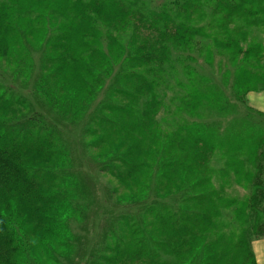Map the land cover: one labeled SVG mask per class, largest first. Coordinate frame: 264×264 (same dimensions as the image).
Wrapping results in <instances>:
<instances>
[{
    "label": "rangeland",
    "instance_id": "obj_1",
    "mask_svg": "<svg viewBox=\"0 0 264 264\" xmlns=\"http://www.w3.org/2000/svg\"><path fill=\"white\" fill-rule=\"evenodd\" d=\"M216 1L18 0L13 3V0H0V15L16 16L15 23L19 29V33L8 35L1 33L4 30L1 31L0 28V82L14 87L27 101L29 111L26 116L35 117L33 111L48 116L49 120L54 122L58 132L56 137L59 138L56 167L54 157L50 159L51 163H44V159L36 158L35 155L25 156V161L36 167L56 168L61 177L64 199L69 203L66 213L57 218L59 224L67 227V230L63 231L65 238L62 246L56 243V246L49 247L50 257L42 246L43 240L50 237L49 230L39 229L34 235L30 234V221H26V218L22 220L25 222L23 226L26 232L19 231L18 235L24 242L26 264L101 263L102 258L108 254V248L114 243L113 234L121 235L118 234L119 220L114 212L119 208L134 209L131 210L134 219H139L141 215L145 220L151 210L147 211L146 205L151 203L153 198L159 201L164 199L170 203V210L176 216H179L180 210L186 211V207H200L203 211L212 208L208 202L209 197H206L200 206L198 203L185 206L179 203V196L183 192L173 197V194L162 193L163 190L156 186L152 190L144 191L146 205L141 203L143 210L140 211L139 201H135L139 198H133V187L128 188L126 192L122 191L117 179L101 171L104 163L102 155L117 146L118 137L105 125L94 127L95 130H102L96 137H91L89 141L85 137L86 131L100 115L101 110L112 101L121 100L119 96L114 98L113 91L121 85L120 77L125 70V60L129 52L127 48L130 42L133 44L137 38L133 29H141L142 38L146 34L154 35L153 29L146 24L152 23L158 15L172 18L181 32L189 27H201L207 35L201 44L196 45L193 42L189 47L174 44L176 48H173L168 61L163 63L160 71H156L155 91L159 107L155 120L159 123L161 131L173 134L188 126L189 135L199 129L209 131V146H212L210 142L213 139L217 140V145L210 151L212 157L208 164L202 167L210 182L195 184L200 167L189 163L188 168L191 170L187 169L182 173L188 174L180 176V184L177 187L185 189L194 184L196 193L210 190L211 187L215 190L211 203H214L215 209L218 208V214L213 217L215 225L209 228L208 235L213 237L206 239V243L210 244L215 238V241L220 239L216 246L222 243L221 246L226 245L225 248L234 247L241 241L247 244V253L240 246L234 248V261L228 259V253H224L221 259L209 260L208 264H248L246 258H249L248 253L252 256L250 250L253 249L255 239H264H258L256 231V226L264 220V178H258V172L254 175L252 164L235 165V161L232 162L230 157L234 154L233 151L242 148L252 153L256 135H264V114L254 109L249 102L251 93L264 91V22L254 23L252 20L235 18L231 20L225 10L229 9L222 5L217 7ZM100 3H114L117 11L107 18L102 8L95 7ZM2 4L4 5L1 6ZM7 5H10L8 8H14L4 7ZM239 11H236L235 17L240 15ZM52 13L56 14V20L49 16ZM42 14L47 15L49 39L62 30L72 32V35L71 32L69 34V41L65 43L66 46L55 49L58 56L54 57L55 60L49 67L53 80L46 73L48 49L41 43L47 34L44 31L45 26L39 30L25 29L29 26H41V20H37L36 25L31 20ZM85 18L89 19V27L94 23V27L103 35L104 42L100 50L106 58L110 48L106 35L116 37L123 51H128L120 63H108L106 59L100 63L97 57L87 52H84L85 59H81V50L74 44L83 46L85 43ZM229 20L230 23L227 22ZM21 39L30 55L16 50L15 58H12L7 50L15 47L16 42ZM54 43L57 45L59 41ZM116 47L119 49L118 45ZM86 71H91L89 80L93 74L99 79L90 95H87L79 77L84 76ZM248 73L256 77L248 78L250 84L245 83ZM91 83L88 82V85ZM112 118H116V114H113ZM108 120L112 121L111 118ZM30 123L33 122L30 120ZM213 136L215 138H212ZM145 137L154 144L150 135ZM98 138L99 144L92 145L94 149H91L89 143ZM33 139L36 140L35 137ZM143 147L141 144L131 153L136 155L143 151ZM182 148L188 151L189 145ZM174 151L173 149L167 152V156H174ZM249 159H252L251 156ZM128 160L133 161L134 156ZM160 171L161 168L155 169L152 176L158 183ZM248 172L253 173V176L247 175ZM173 184V181L164 182L165 188ZM51 185L53 184H47L46 187ZM123 185L129 187L131 179H126ZM148 201L150 202L147 203ZM91 205L98 208L93 214L89 212ZM150 207L157 208V211L159 209V206L154 204L148 209ZM146 222L150 230L156 233V237L166 232L163 225L153 221L152 217ZM206 257L207 254L203 251L197 255L188 254L190 260H187V264H203ZM249 264H253V258L249 260Z\"/></svg>",
    "mask_w": 264,
    "mask_h": 264
},
{
    "label": "trees",
    "instance_id": "obj_2",
    "mask_svg": "<svg viewBox=\"0 0 264 264\" xmlns=\"http://www.w3.org/2000/svg\"><path fill=\"white\" fill-rule=\"evenodd\" d=\"M16 2L18 0H13V3ZM113 5L114 3H100L95 7L102 8L106 14L105 17L108 18L112 12L117 11L116 6ZM220 5L229 9L225 10L231 20L235 18L244 21L252 20L254 23L264 22V0H217L216 6L219 7ZM9 6L4 7L8 8ZM237 10H240V15L235 17ZM55 15L52 13L49 16L56 20ZM15 17L13 15L10 17L9 15H0V28L1 31L4 30L1 33L8 35L19 33ZM23 19L25 20V18ZM37 20L42 21L41 26H35V28L29 26L25 29L39 30L45 26L44 31L48 35L46 34L41 43L48 49L46 73L52 79V72H50L49 67L55 60L54 57L58 56L55 49L66 46L65 43L69 41L68 37L71 31L62 30L49 39L47 15H39L31 22L36 25ZM84 20L86 24V32L83 37L85 43L83 46L74 44L77 49L81 50V59H85L84 52H87L89 55L97 57V61L100 63L104 62L105 59L108 63H120L129 51L125 60V70L120 77L121 82L119 81L121 89L118 86L113 91L115 93H113L114 98L119 96L121 100L112 101L104 107L85 133V137L89 141L91 137H96L97 133L102 131L95 130V128L105 125L119 139L117 146L111 152L102 155L104 163L101 171L117 179L118 186L122 188V191L126 192L129 190L128 188L133 187L131 190L135 195L133 198H139L135 201H139L140 211L143 210L141 203L144 202L146 205L144 191L152 190L156 186L163 190L162 193L173 194V197L183 192L179 196V203L182 205L198 203L200 206L205 202L204 199L209 197L208 202L212 206V208H206L204 211L199 206V209L186 207L184 210L187 209L190 213L187 210L184 212L180 210L179 216H176L170 210L169 206H172L170 203L164 199L159 201L153 198L151 203H149L150 201L147 202L149 204L146 207L154 204V206L158 205L159 209L157 211L155 207L149 209L147 207V211L151 209L149 217H152L153 221H158L159 225L162 224L166 229L165 233L157 237L146 222L149 217L145 220V217L140 215L139 219H134L131 211L134 209H116L114 212L117 213L116 219L119 220L117 229L118 234L121 235L115 236L113 234L112 241L114 243L108 248V254L102 258L99 264H187V260H190L188 254L197 255L201 251L207 254L203 264H208L209 260L221 259L224 253H228V259L234 261L236 258L235 247L240 246L247 253L245 241L227 248H225L226 245L221 246L222 243L216 246L220 239L215 241L214 238L210 244L206 243V239L213 237V235H208L210 233L209 228L215 225L213 217L218 214V208L215 209L214 203H211L215 194L212 187L210 190L200 193L194 191V184L185 189L177 187L180 184V176L188 174L182 173L187 169L191 170L188 168L189 163L194 164V167L195 165L200 167L195 177V184L203 181L210 182L209 176L202 171V167L208 164L210 157H212L210 151L217 145L216 138L212 137L215 139L210 142L212 146H209L207 143L209 131L199 129L189 135L188 126L178 129L173 134L163 133L159 123L155 120L159 107L155 91L157 85L156 71H160L163 63L168 61L173 48H176L174 44L184 47H189L193 42L196 45L201 44L207 35L201 27H189L181 32L172 18L167 15H158L152 23L146 24L153 29L154 35L146 34L142 38V30L133 29L137 38L133 44L130 42L128 51H123L116 37L106 35L110 47L108 58H106L100 50L104 42L103 35L94 27V23L92 27H89V19L85 18ZM231 20L227 22L230 23ZM56 41L59 43L54 45ZM116 45L119 46V49ZM25 46L21 39L20 42H16L15 47L7 51L12 58H15L14 52L16 50L30 55V51ZM90 75L91 71H86L84 76H79L87 95L92 93L91 90L96 87V82L99 80L94 74L89 80ZM254 77L253 74L248 73L245 83H248V78ZM258 79H260L259 75ZM90 81L92 83L88 85ZM54 83L57 84L55 81ZM253 83L254 80L251 82L252 87ZM58 87H60L59 84ZM61 87L69 92L62 85ZM28 111L27 101L16 92L15 88L0 82V264H26L24 242L18 235L19 231L26 232L23 226L25 222L22 221L24 218L27 219L26 221H30V234L34 235L39 229L49 230L50 237L45 238L42 242L43 249L49 257V247L51 245L56 246V243L58 246H62L65 238L63 231L67 230V227H63L57 221L58 217L66 213L69 206L67 199H64V190H61L60 174L54 168L57 166L59 158L57 128L45 114H38L33 111L35 117H31L30 115L26 116ZM113 114H116V118H112ZM104 115L105 117H103ZM107 117L111 118L112 121L110 122ZM30 120L33 123H30ZM185 131L186 133H184ZM145 135H150L154 139V144L147 141ZM255 138L252 153L242 148L233 151L234 154L231 155L230 159L232 158V162L235 161V165L239 166L242 163L244 165L252 164L253 171H255L253 172L254 175L258 172V178L263 179L264 135L259 134ZM99 142L98 138V140L89 143V147L94 149L92 145L99 144ZM141 144L144 146L143 151L133 155L131 152ZM185 145H189L188 151L182 148ZM173 149L175 155L168 157L167 152ZM30 155L44 159V163H51L50 159L54 157L56 158L54 167L30 165L25 161L27 159L25 156ZM132 156H134V160H128ZM250 156L251 160L249 159ZM157 168H161L158 176L159 183L157 179H152ZM139 169L140 171H138ZM253 173L248 172L247 175L253 176ZM126 179H131L129 187L123 185ZM176 179L178 183L175 184ZM182 179L186 181L185 178ZM172 181L174 184L165 188L164 182ZM47 184L53 185L46 187ZM97 209L96 205H91L89 212L91 211L93 214ZM256 231L258 239L264 238V220L256 226ZM211 233L213 234V232ZM252 250H250L252 256L248 253L249 258L246 260L249 264V260L253 258V264H257L255 253Z\"/></svg>",
    "mask_w": 264,
    "mask_h": 264
},
{
    "label": "crops",
    "instance_id": "obj_3",
    "mask_svg": "<svg viewBox=\"0 0 264 264\" xmlns=\"http://www.w3.org/2000/svg\"><path fill=\"white\" fill-rule=\"evenodd\" d=\"M249 102L254 109L264 114V91L260 93H251L249 95ZM253 251L256 256L257 264H264V239L254 241Z\"/></svg>",
    "mask_w": 264,
    "mask_h": 264
}]
</instances>
